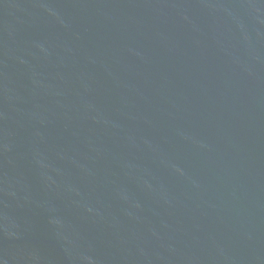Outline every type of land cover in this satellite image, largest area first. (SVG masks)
<instances>
[{
	"label": "water",
	"instance_id": "water-1",
	"mask_svg": "<svg viewBox=\"0 0 264 264\" xmlns=\"http://www.w3.org/2000/svg\"><path fill=\"white\" fill-rule=\"evenodd\" d=\"M0 264H264V0H0Z\"/></svg>",
	"mask_w": 264,
	"mask_h": 264
}]
</instances>
